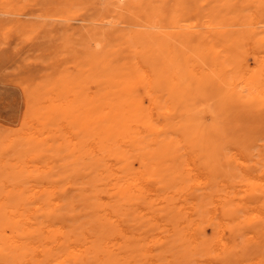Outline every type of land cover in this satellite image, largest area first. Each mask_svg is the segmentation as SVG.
<instances>
[{"label": "bare ground", "instance_id": "1", "mask_svg": "<svg viewBox=\"0 0 264 264\" xmlns=\"http://www.w3.org/2000/svg\"><path fill=\"white\" fill-rule=\"evenodd\" d=\"M100 1L118 19L131 12L136 23L119 28L110 20L106 28H90L87 97L81 89L62 88L69 97L42 115L50 132L83 131L90 146L92 193L22 202L11 194L17 201L8 205L3 200L0 264H181L204 251L216 264H244L234 245L224 243L222 220L250 229L249 242L264 246V169L257 171L261 162L255 159L264 153V132L256 120L264 115V0ZM47 140L28 144L29 152L53 156ZM62 142L59 146L73 155L81 144L68 136ZM205 204L219 205L222 220L215 216L218 206L211 211L214 218L206 214L199 222L191 214L189 220L176 215V207ZM238 209L246 213L243 220ZM165 210L174 215L162 223L157 218ZM146 214L151 226L141 219ZM4 224L11 225L12 237L5 235ZM206 225L212 226V236ZM152 228L166 232L145 234ZM255 264H264V256Z\"/></svg>", "mask_w": 264, "mask_h": 264}, {"label": "rangeland", "instance_id": "2", "mask_svg": "<svg viewBox=\"0 0 264 264\" xmlns=\"http://www.w3.org/2000/svg\"><path fill=\"white\" fill-rule=\"evenodd\" d=\"M75 1H77V2H75ZM43 2H45V3H43ZM78 2H81V3L78 4ZM56 3H58V4H56ZM87 4H88V6H87ZM90 4H92V5H90ZM69 6H70V8H69ZM0 9L2 10V11L0 10V66H2V68L0 67V71H1V73H0L1 74L0 75V118L6 117L4 119H0V168H1L0 176L6 175V176H2L3 179L2 178L0 179V182H1L0 183V204L4 201H6V202H4L6 204L11 203V201H14L16 199H18V201L16 200L17 202H19V200H20V202H22L23 199H24L23 201H27L30 199H39L42 197H57V196L60 197L61 196L63 198H67V197L71 198V196L73 195L72 196V198H73V197H80V195H82V194L90 195L92 193V190H93V182H92L93 173H92V168H91L90 164L88 163L89 162L88 157L90 156L89 155L90 150L88 151V149H90L89 148L90 146H89V142L85 141V135H84L83 131H81V130L78 131L77 128L70 130L71 133H67L66 131H60V132L58 131L60 133V135L58 134V132L56 130H53L52 132H50V129H48V126L45 125V121L43 120L42 115L44 113L49 112L53 108L55 103H62L63 101H65L69 97V95L67 93L60 91L62 88H65L68 90L77 88L78 93H80L79 89H81L83 96L87 97V95H85V94L88 91V87H90V80L88 81V78L90 77V75H89V60H88L89 57H88V45H87L88 39L86 37L87 31L90 28H93L95 26L100 27V28H106L109 25L105 24V23L109 22L110 20L117 22L119 28H123L127 24L133 25L134 23H136V21H137L136 17L134 16V14H131V12L125 11L122 19H120V18L118 19L119 16H114L112 14V12L110 11L109 5H106V3H102L100 0H95L94 2H93V0H51V1L50 0H0ZM102 9L104 11L105 10L106 11L101 12ZM84 10H86V11H84ZM71 11H72V13H71ZM83 11H84V13H81ZM87 12H89V13H87ZM1 13H3V14H1ZM23 15H24V17H23ZM52 17L54 19H52ZM41 18H43V19H41ZM58 18H62V20L58 19ZM102 19H104L105 21L103 20L104 23L101 24ZM66 20H68V21H66ZM83 21H85L86 23ZM122 21H124V22L122 23ZM44 22L45 23L47 22L48 24L47 23L45 24ZM51 23H54V25ZM63 23H64V25H63ZM8 25H10V27H8ZM33 25H34V27H33ZM42 26H44V27H42ZM26 28H28V29H26ZM34 30H35V32H34ZM124 31H125V33L127 32L126 30H124ZM26 32H27V34H26ZM70 32H71V34H68ZM43 34H45L46 37ZM26 35L28 36V38L26 37ZM72 35H74V36L72 37ZM9 36H11V37H9ZM23 37H25V38H23ZM52 37H54L56 39H54ZM25 39L27 41H25ZM58 39L59 40L62 39V40L59 41ZM19 40H20V42H18ZM28 40H29V42H28ZM43 40H44V42H43ZM66 40H68V42ZM58 41L61 42L62 44L61 43L59 44ZM67 43H69V44H67ZM82 45L84 46V48ZM45 46H46V48H45ZM62 47H65V48H62ZM122 49L124 50L125 47ZM30 52H31V54H30ZM51 55H53V56H51ZM7 58H8V60H7ZM36 59H37V61H36ZM41 60H43V61H41ZM10 62H13V63L10 64ZM1 64H3V65H1ZM8 64H10L11 66ZM8 70H9V72H7ZM52 71H53V74H52ZM77 71H79L80 73L79 72L77 73ZM3 72H4V74H3ZM55 72H56V74H55ZM71 72H73V73H71ZM60 73H62V75ZM21 75H23V76H21ZM18 77H20L21 82L18 79ZM59 77H60V79H59ZM62 77H64V78H62ZM69 77L72 80L69 79ZM7 78H8L9 82L7 81ZM23 78L26 80L28 79V81L24 80ZM56 78H58L60 81H63V82H60ZM29 79H30V81H29ZM65 79H66V81L64 82ZM68 80H69V82H68ZM42 81L44 83H42ZM55 81L58 83H56ZM72 81H74V82H72ZM26 82H28L29 84ZM53 82H55V84ZM32 84H33V86H32ZM84 84H86V85H84ZM50 86H51V89L49 88ZM23 88H25V89H23ZM42 88L44 90H42ZM1 89H2V92H1ZM32 89H33V92L31 91ZM56 90H57V92H56ZM21 91H23V92H21ZM58 92H60V94ZM30 94H31V96H30ZM43 94H45L46 96ZM39 98L42 100L44 99L45 102L40 100ZM28 101H29V103H28ZM26 104H28V105H26ZM38 104H39V106H38ZM44 105H46V106H44ZM49 106L50 107L52 106V108H50ZM28 109H30V110H28ZM33 114H34V116H32ZM8 116H12V117H8ZM4 120H6V121H4ZM9 120H11V121H9ZM246 120H244V121H246ZM256 120H257L258 127L264 132V128H261L264 125V115L262 117H256ZM29 123H31V125H29ZM261 124H262V126H261ZM34 127H36L37 129H35ZM44 129H47V130H44ZM46 131H49V132H46ZM20 133H22V134H20ZM53 133H54V135H53ZM2 134H4V135H2ZM77 134H79V135H77ZM23 135H26V136H23ZM28 135H30V137ZM67 136L69 137V139L72 140V142L73 141L74 142L79 141L78 143H81V144H76V146H75L76 147V149H74V155L75 156L71 153V151L67 147H65V146L60 147L59 146V144L63 143L62 141L65 140V138ZM39 137H47V139H48L47 142L52 144V147H54L52 152L50 151L53 154V156L35 157V155L32 154V152L34 153V151L29 152V148H27L28 144L31 145V143H33ZM26 138L27 139L29 138L28 139L29 141H27V143L25 141V140H27ZM23 142H25V143H23ZM14 144H15V146H14ZM53 144H54V146H53ZM55 144L57 147H60V148H55L56 147ZM85 144L87 147L85 146ZM7 146H11V148H9V147L7 148ZM82 147H84V148H82ZM59 149H61L62 151L58 152ZM79 150L80 151L84 150V152L80 153ZM18 151H20V154L18 153ZM67 151H69V152H67ZM55 152H56V154H55ZM21 153H22V156H21ZM10 154H11V156H10ZM13 154H15V155L12 156ZM16 154H17V156H16ZM61 154H63V155L66 154L68 156H66V155L61 156ZM70 156H72V157H70ZM18 157L22 158V159H19ZM17 158L19 160H17ZM43 159H45V160H43ZM61 159H63V160H61ZM255 159H257L261 162L259 164V167H256L257 171L263 170L264 169V153L255 157ZM5 160H9V161L5 162L3 165V162ZM44 162H46V164ZM42 163L45 164V166ZM28 164H29V166H28ZM84 165L86 167H84ZM46 166H48V167L45 168ZM41 168L42 169L44 168V170H42L43 172H41V170H39ZM45 170H47V171H45ZM3 172H5L6 174H4ZM90 173H91V175H90ZM263 177H264V175H263ZM6 178H8V180ZM13 179L14 180L19 179L18 180L19 182L14 181L12 183ZM20 181H21V183L23 182L22 185L20 184ZM24 181H25V184H24ZM90 181H91V183H90ZM78 182L81 184H79ZM26 184H28V185L30 184V185L28 186ZM60 184H61V186H60ZM57 186H58V189H57ZM9 187L11 188L13 193H11ZM24 187H26V188H24ZM28 187H30L31 189ZM43 187H44V189H43ZM51 187H52L53 191H52ZM19 188L20 189L22 188V191L19 192V190H20ZM8 190L10 191L9 194L7 195V196H9V198L6 195H2V193L3 192L5 193V191H6V193H8L7 192ZM31 193L33 196L31 195ZM11 194H14L13 197H15V195H16V197H15L16 199L11 198L12 197ZM19 194L21 195V197L19 196ZM17 195L19 196L20 199L18 198ZM27 195H30V196H27ZM217 206L219 208V205H217ZM217 206L205 204L203 206L200 205L198 207H196V206L176 207V215H178V217H181V220H182L183 216L184 217L187 216L186 218H187V220H189L188 216L191 214L192 220L199 222L204 217L206 218V214L209 215L210 217L214 218L213 215L211 214V211ZM204 209H205V211H204ZM200 210H203V211H200ZM249 211L252 212V210H248L246 212H249ZM165 212H166V214H165ZM165 212L161 213V215H160L161 218L160 217L157 218L158 221L164 223V222L169 220L168 217H170L171 215H174L173 213L169 212V210H165ZM235 213L239 216V218L241 220L244 219V215L246 214L245 212H243L242 209H238L237 211H235ZM215 214H216L215 216L217 217V221L219 218H220L219 220H222L223 214L221 213L220 208H219V210L216 211ZM139 215H141V214H137V216H135V217H140ZM197 216H198V218H197ZM141 219L144 220L143 222L147 221L146 224H144L145 226L150 225L151 218H150V216H148V214H146V217L141 218ZM222 221L224 223V227L222 228V232H224L223 233L224 243L230 242L234 245V249H235V252H237L238 258H243L242 262L244 264L258 263L260 261V257L264 256V246L257 247L253 243H250V242H253V241H251V239H253L252 237H253L254 233L250 229H247L243 225H240L238 223H236V225H235L233 223H227V221H225V220H222ZM4 225H6V228L2 226V230L5 229V235L7 237H12L14 230L11 229V225L10 224H4ZM211 227L212 226H210V225H206V231L208 232L209 236H212V234H214V232H212V230H211ZM247 227L249 228V226H247ZM166 228H169V227H166ZM191 229L192 230L194 229L193 231H199V229L197 228L196 225H192ZM165 232H166L165 230H161V229L157 228V229H153V231H148L145 234L151 233L150 236L152 237V236H157L156 233H160V234L164 235ZM0 235H3V234L0 233ZM175 238H177V237H175ZM172 239H174V238H172ZM1 242L3 243V242H5V240L3 241L0 239V244H2ZM177 243L180 244V242H177ZM179 244H177V245H179ZM0 248H1V245H0ZM175 251H177V249H175ZM204 252H206V254H204ZM204 252L200 255L201 257L195 256L194 260H192L191 262L183 260L181 262V264H202V263L203 264H210V263L216 264L217 260H215V257L213 256V254L210 252H207V251H204ZM172 261L175 263H177L178 261L180 262L179 259H177V260L173 259Z\"/></svg>", "mask_w": 264, "mask_h": 264}]
</instances>
